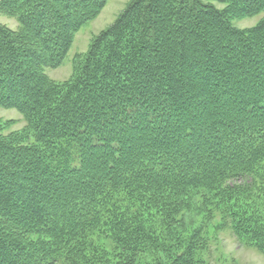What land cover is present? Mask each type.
I'll use <instances>...</instances> for the list:
<instances>
[{"label": "trees", "instance_id": "1", "mask_svg": "<svg viewBox=\"0 0 264 264\" xmlns=\"http://www.w3.org/2000/svg\"><path fill=\"white\" fill-rule=\"evenodd\" d=\"M107 2L0 0V264H204L217 217L264 255V0H132L52 81Z\"/></svg>", "mask_w": 264, "mask_h": 264}, {"label": "rangeland", "instance_id": "2", "mask_svg": "<svg viewBox=\"0 0 264 264\" xmlns=\"http://www.w3.org/2000/svg\"><path fill=\"white\" fill-rule=\"evenodd\" d=\"M132 0H108L106 6L97 17L84 26L74 38L73 45L67 58L58 68L46 69L47 76L55 83H66L72 79L77 61L83 59L93 41L106 29L115 23ZM221 7V6H219ZM262 16H255L239 20L236 25L242 29L254 27ZM0 23L12 30L19 28L17 18L1 14ZM1 125L12 124L11 131H21L26 127L24 117L14 109L0 107ZM186 228H195L200 217L198 203H195L190 212L185 214ZM218 225V217L209 223V242L203 247L204 264H264V255L257 249L243 245L230 229L214 234V227ZM150 257L146 256L145 259Z\"/></svg>", "mask_w": 264, "mask_h": 264}]
</instances>
